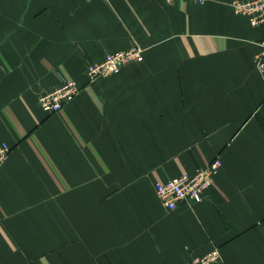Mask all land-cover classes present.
Segmentation results:
<instances>
[{
    "label": "crops",
    "instance_id": "0c3cea01",
    "mask_svg": "<svg viewBox=\"0 0 264 264\" xmlns=\"http://www.w3.org/2000/svg\"><path fill=\"white\" fill-rule=\"evenodd\" d=\"M230 1L0 0V264H264V27ZM216 156L201 201L161 203L157 182Z\"/></svg>",
    "mask_w": 264,
    "mask_h": 264
},
{
    "label": "built area",
    "instance_id": "2783aa9c",
    "mask_svg": "<svg viewBox=\"0 0 264 264\" xmlns=\"http://www.w3.org/2000/svg\"><path fill=\"white\" fill-rule=\"evenodd\" d=\"M168 3L175 0H164ZM204 3L206 0H189ZM233 11L248 18L252 26L264 27V0H232L229 2ZM259 50L254 54L253 60L256 69L264 73V37L259 41ZM142 49L138 45H131L126 49L108 53L102 61L88 64L86 74L91 82L97 77H104L118 73L122 65L138 60ZM81 90V86L74 79H69L52 90L39 95L38 104L46 113L59 111L66 103L71 101ZM9 145L0 144V166L8 156ZM221 166L218 156L214 157L205 167L193 171H183L180 174L157 182L155 192L161 203L169 210H173L180 202L194 203L203 199L205 191L212 185L214 175ZM219 256L217 249L195 257L187 264H211Z\"/></svg>",
    "mask_w": 264,
    "mask_h": 264
}]
</instances>
